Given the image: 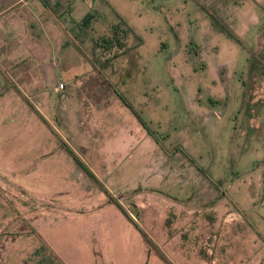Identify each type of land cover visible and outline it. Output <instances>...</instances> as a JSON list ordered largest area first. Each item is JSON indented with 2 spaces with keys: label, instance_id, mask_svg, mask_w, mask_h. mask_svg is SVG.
<instances>
[{
  "label": "rangeland",
  "instance_id": "rangeland-1",
  "mask_svg": "<svg viewBox=\"0 0 264 264\" xmlns=\"http://www.w3.org/2000/svg\"><path fill=\"white\" fill-rule=\"evenodd\" d=\"M100 4L133 114L56 68L0 99V264H264V0Z\"/></svg>",
  "mask_w": 264,
  "mask_h": 264
},
{
  "label": "crops",
  "instance_id": "crops-1",
  "mask_svg": "<svg viewBox=\"0 0 264 264\" xmlns=\"http://www.w3.org/2000/svg\"><path fill=\"white\" fill-rule=\"evenodd\" d=\"M101 19L100 0H0V99H10L17 93L22 98L21 85L46 83L51 69L56 68L61 84L64 82V88L59 86L64 97H71L73 84L79 81L82 86L94 88L93 97L99 105H115L122 113L129 110L133 114L132 107L116 90L109 93L103 69L113 67L128 50L113 53L100 46V39L112 36V31L108 33L111 28L97 32ZM7 84L16 91H4ZM64 108L63 113L68 115L71 102ZM68 121L64 131H83ZM108 129L103 126V131ZM113 130H119V126Z\"/></svg>",
  "mask_w": 264,
  "mask_h": 264
},
{
  "label": "trees",
  "instance_id": "trees-1",
  "mask_svg": "<svg viewBox=\"0 0 264 264\" xmlns=\"http://www.w3.org/2000/svg\"><path fill=\"white\" fill-rule=\"evenodd\" d=\"M127 35V30L116 26L112 30V36L100 39L98 43L105 51H121L127 48Z\"/></svg>",
  "mask_w": 264,
  "mask_h": 264
},
{
  "label": "built area",
  "instance_id": "built-area-1",
  "mask_svg": "<svg viewBox=\"0 0 264 264\" xmlns=\"http://www.w3.org/2000/svg\"><path fill=\"white\" fill-rule=\"evenodd\" d=\"M60 88H64V85L62 84V85L60 86Z\"/></svg>",
  "mask_w": 264,
  "mask_h": 264
}]
</instances>
